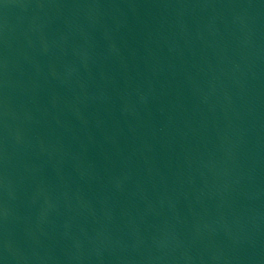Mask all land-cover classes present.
<instances>
[{"label": "water", "instance_id": "water-1", "mask_svg": "<svg viewBox=\"0 0 264 264\" xmlns=\"http://www.w3.org/2000/svg\"><path fill=\"white\" fill-rule=\"evenodd\" d=\"M0 264H264V0H0Z\"/></svg>", "mask_w": 264, "mask_h": 264}]
</instances>
